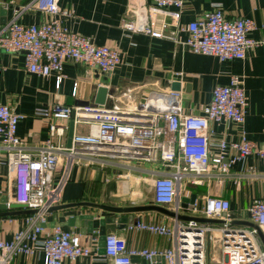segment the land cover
<instances>
[{
	"label": "crops",
	"instance_id": "1",
	"mask_svg": "<svg viewBox=\"0 0 264 264\" xmlns=\"http://www.w3.org/2000/svg\"><path fill=\"white\" fill-rule=\"evenodd\" d=\"M33 2L34 0H0V23L5 25L17 18L21 9L26 6L30 7L19 16L20 24L40 25L57 19L36 11L32 6ZM137 3L146 8L154 6V0H59L61 8L70 12V16L62 20L63 25L72 33L92 38L96 45L119 50L121 64L115 72L105 75L85 65L67 61L64 65L65 78L58 89L55 76L41 77L27 70L24 54L1 52L0 105L9 106L15 113L23 116L17 135L32 152L51 139V123L65 129L62 137H53L52 141L68 147V133L72 122V118L64 121L41 119L35 116L36 110L55 104L76 107V102L86 97L94 106L92 97L97 92L94 87L109 90L106 109L118 108L128 112L142 110L145 105L143 100L148 101L152 95H160L162 98L169 95L173 92V84L179 81L181 89L174 92L181 99L182 114L203 115V108L211 102L215 88L228 85L232 77H238L248 99L244 124L223 121L220 124L211 122L209 125L210 155L212 158L217 157L221 153L220 142L226 141L228 146L224 152L223 165L227 168L223 170L212 165L209 173L198 183H193L190 177L185 178L179 196L182 206L180 215L205 218L201 214L192 213L191 209L195 205L200 210L206 198L217 197L230 202L232 226L252 228L247 225L252 223L248 213L250 206L255 200L264 202V161L256 155L240 159L238 151L231 144L238 143L241 132H245L259 149L264 148V46L249 50L243 60L221 62L215 57L194 54L171 40L127 32L123 28V22L127 18L129 6L135 7ZM219 7L230 20H253L255 30L250 32L249 37L257 41L264 39V0H185L181 24L188 25ZM152 13L150 26L153 29H163L166 33L173 31L166 13ZM186 37V34L182 35L183 40ZM145 119L149 120L148 116ZM90 128L89 123L75 120L74 134L88 135ZM108 152H89L87 160L92 159L91 164L84 161L73 166L62 203L48 216L47 223L43 226L47 234L58 226L75 232L93 250V258L65 261L64 264H107L100 242H92L94 237L99 239L100 219L104 217L129 219L125 229L111 233L124 239L130 250L165 251L173 248V242L168 237L128 229V226L138 221L172 228L175 220L171 217L158 211L115 214L106 210L108 207L158 206L154 201L153 180L173 170L160 161L121 156L120 152L112 148L111 153ZM4 155L6 154L0 144V162L3 164L0 167V186L3 190L0 200V242H11L17 233L27 229L26 219L32 213L25 206L17 204L11 211L5 207L11 191H14L15 176L12 172L8 175ZM59 175L58 171L54 172L55 180ZM159 207L173 212L172 206ZM96 216L97 219H94ZM71 219L76 221L68 226ZM260 230L264 235V230ZM258 239L264 250L259 235ZM214 256L218 257L219 254L216 253L214 244L208 243V261ZM157 261L163 262V259ZM145 262L147 263L146 260ZM14 264H44V256L41 252L32 257L17 256Z\"/></svg>",
	"mask_w": 264,
	"mask_h": 264
},
{
	"label": "built area",
	"instance_id": "2",
	"mask_svg": "<svg viewBox=\"0 0 264 264\" xmlns=\"http://www.w3.org/2000/svg\"><path fill=\"white\" fill-rule=\"evenodd\" d=\"M32 6L42 14L56 17L50 22L26 26L17 18L9 23H0V53L24 54L26 68L41 77L55 76L59 89L64 81V65L73 61L108 75L121 64V53L115 48L96 45L90 37L69 31L62 23L70 16L68 10L59 5V0H34ZM185 0H154L153 8L129 6L123 28L127 32L142 33L156 39H167L179 43L194 54L215 57L221 62L243 60L247 52L264 46V39L257 41L249 37L255 30L251 19L230 20L219 7L215 11L189 23L181 24ZM174 9V11H169ZM166 13L173 31L155 30L150 26V16ZM186 34L185 40L182 35ZM1 73V69H0ZM157 97L158 104L152 108L145 104L142 110L124 112L118 108L106 109L98 106L69 107L62 104L46 106L36 110L35 116L48 121L75 120L90 124L88 135H73L71 147L56 144L53 137H62L64 127L51 123V139L30 151L17 135L23 119L9 106L0 105V144L6 155L5 165L8 175L15 176L14 191L5 203L8 211L15 204L25 206L35 212L26 219L28 227L17 233L11 242H0V264H14L17 256L32 257L41 252L44 264H64L82 258H93V250L82 242L80 235L55 227L48 234L44 225L63 199V192L70 181L75 164L87 160L89 152L102 153L111 148L121 156H131L146 161H160L170 166L172 172L153 180L154 201L158 206H172L180 215L182 210L179 196L181 184L190 177L193 183L209 173L216 165L225 170L224 152L226 141L219 144L221 153L210 155V123L223 121L242 125L248 99L242 82L232 77L228 85L217 86L211 102L203 108V115L182 114L181 99L176 92ZM145 111V112H144ZM140 115V116H139ZM148 116V119L145 117ZM240 159L256 155L264 161V148L241 132L238 143L231 144ZM3 164L0 162V167ZM60 173L55 180L54 172ZM1 178V175H0ZM3 190L0 186V200ZM194 214L212 220L224 221L216 227L196 221L175 220L174 227L149 225L143 221L128 226L129 230L145 231L168 237L173 248L165 251L130 250L127 242L114 233L105 239V259L107 264H135L133 257L144 258L148 264H264V250L260 246L255 228H236L231 218L228 200L208 197L202 209H191ZM250 220L264 230V202L255 200L249 209ZM2 223V219H0ZM99 239L92 238L96 243ZM214 244L219 254L208 261L207 245ZM163 259L157 261V259Z\"/></svg>",
	"mask_w": 264,
	"mask_h": 264
},
{
	"label": "water",
	"instance_id": "3",
	"mask_svg": "<svg viewBox=\"0 0 264 264\" xmlns=\"http://www.w3.org/2000/svg\"><path fill=\"white\" fill-rule=\"evenodd\" d=\"M87 88H89L87 86ZM94 90H97L96 94L92 97L93 98V102H94V106H98L101 108H104L107 104V100L109 97V90L105 87H94ZM181 89L180 83L179 81L175 82L172 86V90L173 91H179ZM81 94V92L79 93V95ZM80 97V96H79ZM144 103L146 104L147 100H143ZM77 104L75 105L76 107H89L92 106V103H90L86 99H83L82 101H77ZM74 125H75V116H72V122L70 124V129H69V133H68V147H71L72 145V139H73V135H74ZM185 202V199H184ZM16 207V206H15ZM58 208V207H57ZM57 208H54V210H56ZM106 210H110L111 212L115 213V214H133V213H142V212H146V211H158L161 212L169 217H171L174 220H178V221H196L198 223L201 224H216V225H220V224H224V221H220V220H212V219H208V218H195L192 216H183V215H177L174 212H171L170 210H167L165 208L159 207V206H149V207H132V208H107ZM32 214H34L35 212L31 211ZM97 219V216L94 218ZM93 219V220H94ZM76 219H71V222L68 224V226H72L73 222H75ZM129 222L128 218H119V219H114V218H101L100 219V230H99V242H100V248L102 250V253H105L104 251V246H105V239L107 234H110L111 232H116L118 229L122 230L125 229L127 227V224ZM247 225H249L252 228L257 229L258 231V235L260 236L263 244H264V235L262 233V231L253 223H248ZM157 260H162L160 258H158ZM133 262L135 264H147L144 260V258L139 257V256H135L133 257Z\"/></svg>",
	"mask_w": 264,
	"mask_h": 264
},
{
	"label": "bare ground",
	"instance_id": "4",
	"mask_svg": "<svg viewBox=\"0 0 264 264\" xmlns=\"http://www.w3.org/2000/svg\"><path fill=\"white\" fill-rule=\"evenodd\" d=\"M156 99H157V97H156L155 95H152V96L148 99L147 104H148L150 107H153V106L157 105L158 102H157Z\"/></svg>",
	"mask_w": 264,
	"mask_h": 264
}]
</instances>
